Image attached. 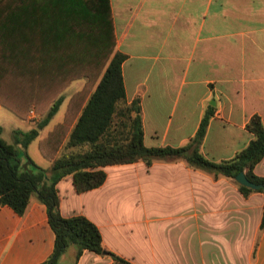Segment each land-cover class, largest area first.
<instances>
[{
	"label": "crops",
	"instance_id": "crops-1",
	"mask_svg": "<svg viewBox=\"0 0 264 264\" xmlns=\"http://www.w3.org/2000/svg\"><path fill=\"white\" fill-rule=\"evenodd\" d=\"M110 6L117 49L126 55L127 101L141 100L145 145L187 144L213 108L204 156L220 162L246 148L254 138L249 120L259 115L264 123V0H110ZM80 79L83 88L87 79ZM39 119L30 111L22 120L34 128ZM50 123L38 148L57 124ZM40 155L32 159L50 168ZM105 170L98 188L79 193L69 175L57 189L62 215L89 218L107 250L133 264H264L262 192L245 195L234 178L184 160ZM254 172L264 176V158ZM55 240L48 208L35 196L23 215L0 205V264H44ZM112 262L91 250L78 257L75 245L59 260Z\"/></svg>",
	"mask_w": 264,
	"mask_h": 264
},
{
	"label": "trees",
	"instance_id": "trees-1",
	"mask_svg": "<svg viewBox=\"0 0 264 264\" xmlns=\"http://www.w3.org/2000/svg\"><path fill=\"white\" fill-rule=\"evenodd\" d=\"M126 55L117 49L110 0H0V106L21 119L31 109L40 115L28 131L16 130L7 142L0 126V205L23 215L35 196L48 208L55 232V249L44 264H59L71 245L112 257L110 264H133L107 250L98 226L84 215L61 213L57 184L69 175L77 192L103 185L105 168L144 161L184 160L191 167L236 180L245 172L252 188L264 194V176L255 174L264 158V123L254 115L247 129L254 138L233 158L216 162L204 156L201 146L212 111L207 112L197 134L181 147H148L144 143L140 98L128 103L123 78ZM84 87L68 103L64 120L39 141L50 168L38 165L28 154L64 101V91L76 79ZM264 226V212L261 227Z\"/></svg>",
	"mask_w": 264,
	"mask_h": 264
},
{
	"label": "rangeland",
	"instance_id": "rangeland-1",
	"mask_svg": "<svg viewBox=\"0 0 264 264\" xmlns=\"http://www.w3.org/2000/svg\"><path fill=\"white\" fill-rule=\"evenodd\" d=\"M83 83H84V79H77L64 91V97H65L64 101L62 105L60 106L58 112L56 113V116L51 121L50 123L51 125H54L55 123L63 120L65 110L67 108L70 97L73 95V93H75L76 91L82 88ZM0 126L3 127L4 129L3 138L9 143L13 142V136L16 130L28 131L29 129L32 128V126L27 124L25 120L20 119L13 112H11L5 107H0ZM28 154L31 156V158H33V156L35 155L41 156L40 155L41 153L38 148L37 139H35L32 142V145L30 147V151ZM42 160H45L43 162H45L46 164L48 163L46 159H42ZM66 261L68 263L70 262V259Z\"/></svg>",
	"mask_w": 264,
	"mask_h": 264
},
{
	"label": "water",
	"instance_id": "water-1",
	"mask_svg": "<svg viewBox=\"0 0 264 264\" xmlns=\"http://www.w3.org/2000/svg\"><path fill=\"white\" fill-rule=\"evenodd\" d=\"M236 180L240 184H243V185L248 186V187H252V188H258L259 187L257 184L253 183L252 181H250L248 179V177L246 176L245 172H240L237 175Z\"/></svg>",
	"mask_w": 264,
	"mask_h": 264
},
{
	"label": "built area",
	"instance_id": "built-area-1",
	"mask_svg": "<svg viewBox=\"0 0 264 264\" xmlns=\"http://www.w3.org/2000/svg\"><path fill=\"white\" fill-rule=\"evenodd\" d=\"M31 114H32L33 117H36V113H35L34 110H31Z\"/></svg>",
	"mask_w": 264,
	"mask_h": 264
}]
</instances>
